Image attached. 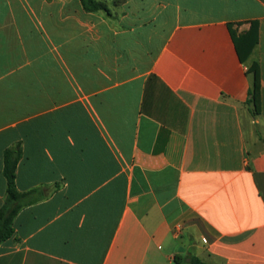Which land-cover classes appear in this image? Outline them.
Masks as SVG:
<instances>
[{
    "label": "crops",
    "instance_id": "1",
    "mask_svg": "<svg viewBox=\"0 0 264 264\" xmlns=\"http://www.w3.org/2000/svg\"><path fill=\"white\" fill-rule=\"evenodd\" d=\"M99 1L0 0V264H264V0Z\"/></svg>",
    "mask_w": 264,
    "mask_h": 264
},
{
    "label": "trees",
    "instance_id": "2",
    "mask_svg": "<svg viewBox=\"0 0 264 264\" xmlns=\"http://www.w3.org/2000/svg\"><path fill=\"white\" fill-rule=\"evenodd\" d=\"M82 9L86 12H97L106 10V5L99 0H79ZM233 41L236 46V51L243 61L250 53L253 46L257 43V32L255 26L244 34L235 36L232 34ZM248 74L252 75V87L248 91V99L246 105L250 113H259L260 103V78L257 64H252L248 70ZM252 106L251 110L249 106ZM18 149L7 150L4 157L3 174L6 180V194L4 202L0 207V244L10 239L14 233L13 220L17 213L26 205L35 202L37 199L28 198L33 192L21 193L15 185L16 168L19 159ZM176 264H206L191 253L185 254L183 257L176 256L174 258Z\"/></svg>",
    "mask_w": 264,
    "mask_h": 264
},
{
    "label": "rangeland",
    "instance_id": "3",
    "mask_svg": "<svg viewBox=\"0 0 264 264\" xmlns=\"http://www.w3.org/2000/svg\"><path fill=\"white\" fill-rule=\"evenodd\" d=\"M173 264H176V262H173Z\"/></svg>",
    "mask_w": 264,
    "mask_h": 264
}]
</instances>
